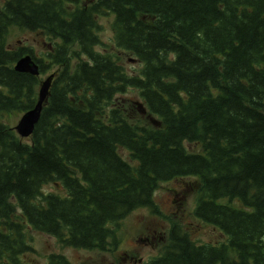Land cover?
<instances>
[{
	"label": "trees",
	"instance_id": "16d2710c",
	"mask_svg": "<svg viewBox=\"0 0 264 264\" xmlns=\"http://www.w3.org/2000/svg\"><path fill=\"white\" fill-rule=\"evenodd\" d=\"M106 15L114 35L99 50ZM16 30L44 34L52 50L11 49ZM26 54L39 76L15 70ZM122 55L141 71L128 72ZM50 65L57 70L41 119L22 138L5 116L35 106ZM129 92L147 122L121 104ZM190 176L194 215L227 241L200 245L173 223L149 264H264V0L0 6V264H33L29 228L63 247L107 250L117 244L113 225L137 208L157 212L160 184ZM53 183L65 194L45 193ZM45 264L71 262L55 253Z\"/></svg>",
	"mask_w": 264,
	"mask_h": 264
},
{
	"label": "rangeland",
	"instance_id": "374dc122",
	"mask_svg": "<svg viewBox=\"0 0 264 264\" xmlns=\"http://www.w3.org/2000/svg\"><path fill=\"white\" fill-rule=\"evenodd\" d=\"M5 1L0 0V6ZM112 22L113 18L108 15L100 19L103 45L98 46L99 50L108 49L110 45L114 35ZM8 46L11 49L29 47L41 56L52 50L53 43L40 32L16 30L12 32ZM129 58L130 56L122 55L128 72L139 73L142 63L131 61ZM56 70V67L51 68L50 65L46 73L42 75V80ZM138 101H141V98L135 92H129L120 97L121 104L129 110L130 114L147 122L146 112L139 116L133 109L134 103ZM23 114H7L5 120L11 126H15ZM187 147L190 151L199 150L198 144L187 143ZM123 155L128 157L125 151ZM195 181L196 178L190 176L162 182L155 192V203L159 208L157 212H152L145 207L137 208L119 220L112 226L116 233L117 244L113 247L109 246L107 250L63 247L55 237L29 228L35 251L26 256V259L33 264H45L51 254L57 253L65 255L71 264H149L161 255L173 223L181 224L200 245H218L222 241H227V235L219 228L203 222L194 215L197 201ZM44 192L65 194L64 188L54 183L45 186ZM236 205L239 207L241 204L236 203Z\"/></svg>",
	"mask_w": 264,
	"mask_h": 264
},
{
	"label": "water",
	"instance_id": "95a60500",
	"mask_svg": "<svg viewBox=\"0 0 264 264\" xmlns=\"http://www.w3.org/2000/svg\"><path fill=\"white\" fill-rule=\"evenodd\" d=\"M90 2L96 0H89ZM131 61H135L131 59ZM15 70L19 72L28 73L34 76L40 75V66L31 56V54H26L22 56L14 66ZM55 78V74L51 73L45 80H42L38 91V101L33 108L26 111L19 122L13 127L15 131L22 138L30 137L39 123L42 115V111L45 103L48 100L50 89Z\"/></svg>",
	"mask_w": 264,
	"mask_h": 264
},
{
	"label": "flooded vegetation",
	"instance_id": "af4514ba",
	"mask_svg": "<svg viewBox=\"0 0 264 264\" xmlns=\"http://www.w3.org/2000/svg\"><path fill=\"white\" fill-rule=\"evenodd\" d=\"M140 262H142V261L140 260Z\"/></svg>",
	"mask_w": 264,
	"mask_h": 264
}]
</instances>
